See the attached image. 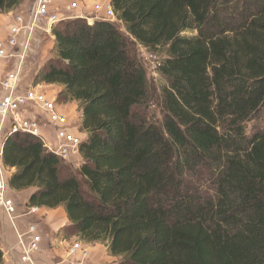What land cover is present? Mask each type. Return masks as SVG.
I'll use <instances>...</instances> for the list:
<instances>
[{"label": "trees", "instance_id": "trees-1", "mask_svg": "<svg viewBox=\"0 0 264 264\" xmlns=\"http://www.w3.org/2000/svg\"><path fill=\"white\" fill-rule=\"evenodd\" d=\"M23 2L0 0V14ZM113 6L127 35L106 21L56 26V57L33 81L58 86L60 104L78 103L88 193L29 135L6 141L11 188L33 190L32 206L63 207L66 231L105 244L117 264H264V131L246 134L264 107V0ZM139 46L166 49L161 126L147 116ZM204 171L214 197L188 186Z\"/></svg>", "mask_w": 264, "mask_h": 264}, {"label": "built area", "instance_id": "built-area-1", "mask_svg": "<svg viewBox=\"0 0 264 264\" xmlns=\"http://www.w3.org/2000/svg\"><path fill=\"white\" fill-rule=\"evenodd\" d=\"M67 2L62 8L76 12V17H63L56 0H35L27 12L18 9L8 12L12 23L8 36L0 39L2 69L13 65L7 73L0 74V213L13 224L19 240L13 249L3 251V264H90L89 244L78 237L58 232L52 240L47 236L48 241L44 244L42 221L33 219L39 216L42 220L47 214L46 208L17 203L10 185L16 169L4 161L6 141L15 135L39 139L49 152L65 163L82 157L85 134L66 125L67 116L60 113L61 104L57 102L55 93L44 92L46 86L42 84H32L25 91H20L23 68L32 55V42L37 31L53 36V29L61 21L77 18L85 19L90 25L96 21L122 24L117 18L113 0H94L92 6L86 0ZM141 52L142 61L155 80L161 78L163 62L159 55L144 47H141ZM41 116L46 117L45 124ZM44 127H49L50 132L46 133ZM27 218L31 220L21 232L15 221Z\"/></svg>", "mask_w": 264, "mask_h": 264}, {"label": "rangeland", "instance_id": "rangeland-1", "mask_svg": "<svg viewBox=\"0 0 264 264\" xmlns=\"http://www.w3.org/2000/svg\"><path fill=\"white\" fill-rule=\"evenodd\" d=\"M86 1L88 2V5L92 6L94 0H86ZM34 3H35V0H24L23 4L20 6V8H18V10L27 12L28 9L34 5ZM67 3H68L67 0H56V5L60 6L61 8L60 10L62 11L61 13L63 17H76L77 16L76 12H73V11L70 12L62 8V7H65ZM70 20L61 21L57 25V27L61 28L65 26V24L69 22ZM114 25H116L121 30V32L127 35L126 29L123 24L116 23ZM186 35L193 36L196 34L193 32H190V33H187ZM31 48H32L31 49L32 55L26 61L24 68H23L20 91H25L27 88H29L33 84L35 74L39 71V69L47 65L51 59L56 57L55 37L49 36L42 31H37L35 33ZM138 50H139V55L141 57V54H142L141 46H139ZM156 53L159 55V57L161 58L163 62L167 54L166 49L160 48L156 51ZM8 66L9 65H7V68ZM12 67H13L12 64L9 66L8 70L7 68L2 69L0 67V71L7 73ZM144 67L146 68V72H147V76L149 80V97L146 102L147 116H148L149 121H151L152 123L158 126H161L166 116V111H165L164 102H163L164 101L163 100V89L167 88L169 84L162 77L155 80V78L152 76L151 72L149 71V69L147 68L145 64H144ZM42 86H46L45 87L46 90H44V92L55 93V89H56V87H54L55 85H47V84L43 85L42 83ZM72 103L73 102L61 103L59 107V111L60 113H63L67 116L66 125L70 126V128H72L73 130L75 128L80 129L81 112L79 110V107H75L74 104ZM41 118H42V122L45 124L46 117L41 116ZM50 130L51 129L49 127H44V131L46 133H49ZM263 131H264V107H262L260 111L257 113V115L251 121L247 122L246 124V134L248 137H251L254 133L263 132ZM83 138H86V136H83ZM62 163L64 164V167H65L64 172L66 174L68 173L74 174L75 177L81 182L84 191L88 193V188L85 185V180L78 174V170L83 164V158L77 157V158H74L70 162H66V163L62 162ZM65 173H63L62 177L65 176ZM188 186L189 188L194 189L195 191L198 190V192H200L203 197H214V192H215L214 179L212 180V175L209 174L208 172L204 171L203 173L201 172L196 175H193L192 177H189ZM32 192L33 190H26V191L13 190L12 195L14 199L17 201V203L23 206L26 203H28V200H29L28 198ZM39 219H40L39 216H36L34 217L33 220L36 221ZM30 220H31L30 218L22 219V220L17 219L15 222L19 230L23 232L25 230L26 223ZM40 224L44 229L43 236H44V244H45L48 241L47 236H49V238L52 240L55 234L52 232L51 228H49V226L46 223H40ZM69 224L67 223L66 226L60 230V233L68 235L70 237L71 236L78 237L76 236L75 233L66 231V228L70 226ZM18 242L19 240L16 235L13 224L8 220V218L3 217L2 214L0 213V247H1L2 252L3 251L7 252L13 249L18 244ZM102 245H105V244H102ZM119 261H120V258H117V260L111 261V264H117Z\"/></svg>", "mask_w": 264, "mask_h": 264}, {"label": "crops", "instance_id": "crops-1", "mask_svg": "<svg viewBox=\"0 0 264 264\" xmlns=\"http://www.w3.org/2000/svg\"><path fill=\"white\" fill-rule=\"evenodd\" d=\"M12 23V19L5 14H0V39H4L8 36L9 33V27ZM3 64L0 62V67L2 68ZM2 71H0L1 74ZM56 87L55 89V95L57 97V94L60 90L59 87ZM75 107H78V104L76 102H73ZM79 129V128H78ZM80 130V129H79ZM87 139V134H85ZM29 199V198H28ZM27 199V200H28ZM46 215L42 220H36L42 221L41 223H46L49 228H51L52 232L54 234H57L60 232V230L66 226V224H69V220L66 214V211L63 207H59L56 209H48L46 208ZM35 221V220H34ZM44 231V229H43ZM90 251H91V259L90 264H111V261L117 260L116 257L110 256L108 253V249L105 245L102 244H89ZM1 249V247H0Z\"/></svg>", "mask_w": 264, "mask_h": 264}]
</instances>
